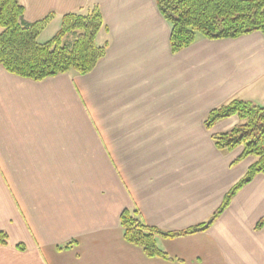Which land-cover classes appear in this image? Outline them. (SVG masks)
<instances>
[{
    "label": "crops",
    "instance_id": "obj_1",
    "mask_svg": "<svg viewBox=\"0 0 264 264\" xmlns=\"http://www.w3.org/2000/svg\"><path fill=\"white\" fill-rule=\"evenodd\" d=\"M20 1L28 23L52 16L42 33L97 7L107 50L87 74L42 81L0 66V264H264V173L208 230L159 237L170 259L121 225L126 209L164 231L206 222L256 161L212 139L237 116L210 130L205 119L234 98L264 105V34L199 37L174 54L156 0Z\"/></svg>",
    "mask_w": 264,
    "mask_h": 264
},
{
    "label": "trees",
    "instance_id": "obj_2",
    "mask_svg": "<svg viewBox=\"0 0 264 264\" xmlns=\"http://www.w3.org/2000/svg\"><path fill=\"white\" fill-rule=\"evenodd\" d=\"M162 15L171 25L170 44L174 54L188 48L199 37L210 40L238 38L253 32L264 34V0H156ZM20 0H0V66L7 72L34 81L75 71L87 74L105 56L107 45L97 37L105 22L95 7L87 14L67 13L58 32L41 43L39 36L52 20L47 16L28 23ZM73 34L74 40L67 38ZM237 116L240 123L229 131L213 134L216 147L229 152L242 146L236 162L256 157L244 177L226 194L221 206L211 218L182 231H164L142 222L135 211L124 210L121 225L125 239L141 247L149 257L170 259L158 245V238L175 239L208 230L228 208L232 198L257 174L264 173V105L234 98L212 109L205 119L207 129L221 120ZM264 226V217L256 228ZM0 244H8V235L0 232ZM25 250L23 244L17 245Z\"/></svg>",
    "mask_w": 264,
    "mask_h": 264
},
{
    "label": "rangeland",
    "instance_id": "obj_3",
    "mask_svg": "<svg viewBox=\"0 0 264 264\" xmlns=\"http://www.w3.org/2000/svg\"><path fill=\"white\" fill-rule=\"evenodd\" d=\"M55 34H56V31H54V32L46 31L45 33H42L39 36V41L41 43L46 42V41L50 40ZM74 37L75 36L73 34L69 35L67 38V42L71 43L74 40Z\"/></svg>",
    "mask_w": 264,
    "mask_h": 264
}]
</instances>
